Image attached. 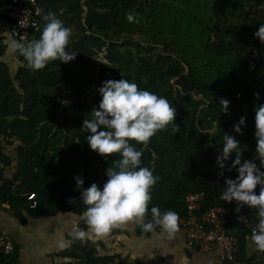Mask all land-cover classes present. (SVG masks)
Returning a JSON list of instances; mask_svg holds the SVG:
<instances>
[{"label":"rangeland","instance_id":"1","mask_svg":"<svg viewBox=\"0 0 264 264\" xmlns=\"http://www.w3.org/2000/svg\"><path fill=\"white\" fill-rule=\"evenodd\" d=\"M199 2L197 8L190 0L178 3L183 9L190 3V10L207 21L212 0ZM49 4V10L41 13L42 27L43 17L54 13L71 28L67 50L77 55L68 63L52 60L33 71L9 53L5 33L0 30V183L17 193L35 192L39 202L52 205L56 213L64 207L71 212L84 211L87 206L80 199L82 188L93 182L102 187L107 179L105 170L115 167L120 159L119 154L99 155L91 150L87 133L81 129L82 122L98 107L101 82L109 79H128L141 89L164 96L176 111L173 123L179 131L169 123L147 145H135L142 151L141 166L158 177L149 189L146 217L151 207L161 209L188 172L218 175L223 171V177L235 178V169L227 170L234 156L220 169L216 164L220 150L214 149L212 139L223 138L224 133L234 136L243 148L241 159L254 161V152L243 146V135L234 132L233 125L260 99H253L243 109L229 108L227 114L215 111L212 105L216 98L209 82L192 79L178 53L163 50L159 36L154 41L123 43L129 13L137 21L141 18L142 22L163 26V9L156 8L153 0L46 1L45 5ZM244 8L249 18L257 19L250 29L224 13L206 30L213 43L224 48L228 42L244 46L253 59L264 47L253 35L264 24V0H245ZM88 24L93 30L105 31L106 36L91 34ZM186 25L183 31L190 34ZM195 30H191L192 35ZM74 176L83 179L82 188L75 186Z\"/></svg>","mask_w":264,"mask_h":264},{"label":"clouds","instance_id":"2","mask_svg":"<svg viewBox=\"0 0 264 264\" xmlns=\"http://www.w3.org/2000/svg\"><path fill=\"white\" fill-rule=\"evenodd\" d=\"M43 19L45 24L38 38L27 42L9 39L7 42L9 53L22 56L26 66L33 71L43 69L52 60L68 63L77 55L67 50L71 28L52 12ZM127 20L133 21L134 16L129 13ZM253 35L264 43V24H260ZM98 93L101 97L98 107L92 110L90 118L82 122L81 129L87 133L85 139L91 150L99 155L119 154L120 159L115 167L105 170L107 179L102 187L93 182L87 188H82L83 179L73 177L75 186L82 188L80 199L87 206L81 219L88 230L97 236L108 234L118 224L136 220L143 230L155 231L159 227L171 238L178 230V214L175 211L161 212L157 206H153L150 209L151 221L144 222L151 199L149 189L158 177L153 175L150 168L141 166L142 151L135 145H147L150 138L169 123L174 124L175 131H179L178 125L173 123L175 108L166 97L141 89L124 78L102 81ZM254 96L259 99V93H254ZM229 103L227 99L220 98L221 112L228 113ZM253 121L255 155L261 167H264V103L254 106ZM244 125L245 117L241 116L233 125V131L240 134ZM242 151L239 141L224 133L216 164L220 169H225L229 157L234 156L227 170L234 168L237 175L224 179L220 198L225 202H235L237 213L241 206L255 208L259 223L250 240L258 250L264 251V171L253 161L242 160ZM223 174V171L218 173L220 176ZM257 186L258 193L254 191ZM238 219L244 221L246 218L239 216ZM88 235V231L78 225L73 226V239L84 240ZM57 244L60 248L65 247L62 239ZM178 264H188V258L180 257Z\"/></svg>","mask_w":264,"mask_h":264},{"label":"trees","instance_id":"3","mask_svg":"<svg viewBox=\"0 0 264 264\" xmlns=\"http://www.w3.org/2000/svg\"><path fill=\"white\" fill-rule=\"evenodd\" d=\"M186 1V0H180ZM193 1V7L197 8L199 0ZM155 7L163 9V26L155 22H142L134 19L129 25L125 26L126 35L123 37V43H140L154 41L158 38L162 43L163 50H174L178 53L181 63H183L190 72L194 80H203L211 85V94L216 98L212 109L221 111L219 106L220 98L227 99L229 108L243 109L253 99H256L254 93H259L260 101L254 106L264 103V47L258 49L256 57L251 58L244 46L237 47L235 43L228 42L224 48L216 42H212V36L206 30L211 22H217L224 13L230 14V18L237 19L238 24L245 25L250 29L251 23H257L256 18H249L245 14V0H212V5L208 9L211 16L204 20L203 16L197 11L190 10V3L183 9L179 0H153ZM39 3V0H38ZM200 3V2H199ZM136 15V14H135ZM1 19V18H0ZM188 24L189 32L183 31ZM199 24L200 26H195ZM195 27V35L191 30ZM42 29V23H41ZM87 29L91 34H98L101 37L106 36V32L100 29L93 30V26L88 24ZM23 62L24 60L18 59ZM254 106L249 112L240 115L245 117V125L242 126L243 146L251 149L255 153L256 139L254 137ZM239 117V118H240ZM2 133V132H1ZM6 136V135H5ZM214 149L221 150L223 138H214L211 140ZM257 167H261L259 158L255 155L253 161ZM225 177L216 174H195L188 172L184 174L181 181L177 183L171 191V198L163 203L160 211H175L178 216L185 215L183 204L184 196L192 191L203 192L206 195L205 205L209 207H222L226 212L227 234L234 236L238 241L237 258L243 259V248L246 238H250L252 230L258 226L259 217L255 208L241 206L240 212L235 211V202H225L221 200V192L224 189ZM259 192V186L254 190ZM38 198V196H37ZM0 202L6 203L12 208L17 205H23L28 208V201L23 198L17 190L10 186L0 183ZM29 210V209H28ZM52 205L44 206L39 202L35 210L37 215L42 213H52ZM151 219V213L148 215ZM239 216H245V220L238 219ZM79 257V256H77Z\"/></svg>","mask_w":264,"mask_h":264},{"label":"crops","instance_id":"4","mask_svg":"<svg viewBox=\"0 0 264 264\" xmlns=\"http://www.w3.org/2000/svg\"><path fill=\"white\" fill-rule=\"evenodd\" d=\"M46 1L53 2L39 0L41 13L49 10L50 4L45 5ZM0 30L9 41V22L0 19ZM28 193L32 191L19 195L26 198ZM82 212L78 209L71 212L64 207L57 213L37 215L23 205L14 209L0 202V234L10 236L14 242L13 254L7 260H0V264H60L77 256L83 257L87 264H178L180 257H187L188 264H224L211 254L189 248L181 229L170 238L159 227L145 231L141 223L133 220L114 226L104 236H97L81 219ZM149 221L151 218L145 215L144 222ZM74 225L89 235L84 240L73 239ZM61 239L65 242L63 248L57 244ZM243 253L244 260L256 259L257 264H264V255L258 254L250 238H246Z\"/></svg>","mask_w":264,"mask_h":264},{"label":"built area","instance_id":"5","mask_svg":"<svg viewBox=\"0 0 264 264\" xmlns=\"http://www.w3.org/2000/svg\"><path fill=\"white\" fill-rule=\"evenodd\" d=\"M0 18L9 22L11 39L21 42L31 41L39 37L41 31V9L38 0H0ZM18 59H23L18 53ZM24 60V59H23ZM28 209L38 206L36 193L26 195ZM206 195L203 192H189L184 196L185 215L178 216V229L185 232L186 244L189 248L213 255L224 264H257L237 258L238 241L226 232V212L222 207L205 205ZM254 228V230H256ZM14 252V242L6 234H0V260H7ZM259 255L264 251L258 250ZM60 264H87L83 257H76Z\"/></svg>","mask_w":264,"mask_h":264}]
</instances>
